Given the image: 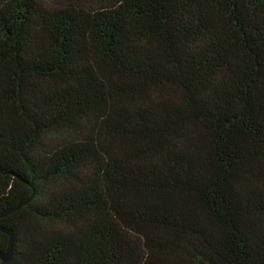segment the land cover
Returning <instances> with one entry per match:
<instances>
[{
    "label": "trees",
    "instance_id": "1",
    "mask_svg": "<svg viewBox=\"0 0 264 264\" xmlns=\"http://www.w3.org/2000/svg\"><path fill=\"white\" fill-rule=\"evenodd\" d=\"M32 190L0 264H264V0H0V210Z\"/></svg>",
    "mask_w": 264,
    "mask_h": 264
},
{
    "label": "water",
    "instance_id": "2",
    "mask_svg": "<svg viewBox=\"0 0 264 264\" xmlns=\"http://www.w3.org/2000/svg\"><path fill=\"white\" fill-rule=\"evenodd\" d=\"M33 193L34 192L32 190V193L30 194V196L27 199H25L24 201H21L12 207H8V208L0 210V217L14 211L15 209H17L21 205L27 203L30 200V198L32 197ZM0 231L5 233L8 237L6 248L3 251L0 250V261L6 262V261H8V259L10 258V255H11V249H12L13 240H14V232L11 228L4 227L2 225H0Z\"/></svg>",
    "mask_w": 264,
    "mask_h": 264
}]
</instances>
